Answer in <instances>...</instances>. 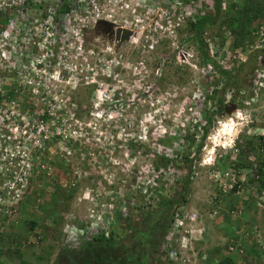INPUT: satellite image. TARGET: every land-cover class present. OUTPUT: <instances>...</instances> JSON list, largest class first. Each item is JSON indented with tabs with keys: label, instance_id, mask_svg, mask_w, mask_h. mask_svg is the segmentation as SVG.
<instances>
[{
	"label": "built area",
	"instance_id": "1",
	"mask_svg": "<svg viewBox=\"0 0 264 264\" xmlns=\"http://www.w3.org/2000/svg\"><path fill=\"white\" fill-rule=\"evenodd\" d=\"M211 1L0 0V14L6 16L0 27V231L16 223L22 202L37 179H50L55 174L49 161L56 146L66 155L73 150H82L81 158L84 159L86 152L89 154V141L93 140L98 148L96 142L103 133L112 136L106 129L107 122L103 123L102 119L123 118L127 108L139 101L142 94L145 99L153 93L155 83L142 84V78L147 76L145 68L149 60L155 65L153 77L160 69L162 63L154 59L158 45L169 49L170 59L161 58V62L192 67L198 71L201 81V84L194 85L187 101L189 114L182 129L175 130L176 137L170 141L169 147L158 144L161 156L182 152L191 160L194 150L188 139L196 137L199 141L202 129L208 128L207 116L216 120L220 117L219 106L207 98L213 89L221 88L222 81L211 79L212 74L217 75L218 69L231 71L252 58L256 64L247 79V96L239 100L247 112L254 103L261 101L264 90V15L254 25L252 42L245 45L243 51L230 48L232 37L229 31L224 30L223 40L218 42L217 37L204 30L206 53L211 62L202 61L198 47L186 40L187 34L185 39H180L178 31L211 8ZM227 2L219 0L221 10ZM62 4L65 6L61 7ZM122 30L129 31V35L119 42L116 33ZM124 42L131 43L132 49L124 52L119 60L120 46ZM127 57L129 61H126ZM126 70L137 75L141 83L137 80L132 86L125 85L123 74ZM76 86L91 89L96 94L97 107L88 110L85 121L78 118L79 105L70 96L62 94L63 90L67 91L64 88ZM232 102L228 84L223 87L221 107ZM100 127H104V131ZM91 132L95 138L89 140L85 135ZM79 137L83 140H78ZM200 151H204V144ZM88 160L93 161V158ZM70 168L71 175L76 174L78 179V171L72 170L73 166ZM167 169L170 168L149 169L148 181L136 185L138 203L133 202L132 193L129 195L132 220L145 217L147 211L169 192L172 185L167 179L171 176ZM242 171L237 175L226 171L224 176L228 178L222 177L224 180L213 174L217 189L225 192L234 183L242 182L239 177L246 175ZM158 175H161L160 181L156 179ZM259 193L258 199L264 206V198H259L264 196V189H259ZM102 194L96 189L94 195H87L94 201L93 205L87 208L84 223L66 225L63 244L76 248L100 230L106 233L108 229L116 230L122 226L128 212L127 209L126 212L123 208L118 209V202L123 201V197L108 202L106 193ZM114 204L118 205L122 221L117 216L111 218L110 210ZM182 206L173 210L165 224L168 228L165 240L175 242L168 253L171 259L168 264H200L191 245L195 238L193 230L184 229L178 233L183 220H196V214ZM261 253L262 256L264 245Z\"/></svg>",
	"mask_w": 264,
	"mask_h": 264
},
{
	"label": "rangeland",
	"instance_id": "2",
	"mask_svg": "<svg viewBox=\"0 0 264 264\" xmlns=\"http://www.w3.org/2000/svg\"><path fill=\"white\" fill-rule=\"evenodd\" d=\"M216 29V26L210 27V31H216ZM178 32L180 39H185L184 27ZM191 44L193 45V43ZM130 49H132L131 43H122L119 60L123 53ZM168 51L169 49L164 45H158L157 57L154 56V59L156 58L155 61L162 64L155 77H153L154 62L152 60L146 62L145 73L147 76L142 78V84L155 83L156 88L153 93L145 99L142 98V94L139 101L127 108L123 118L117 120L110 117L101 120L103 123L107 122L106 129L111 132V137L102 132L103 136L96 142L98 148L96 144L94 146L93 140L89 141V154L87 155L86 152L84 159L81 158L84 154L82 150H73L69 155H66L63 150L60 152V147L56 146L53 158L49 161L55 169V174L50 179H37L30 194L22 202V210L20 209L16 223H12L10 225L12 227L0 234V264H17V262L24 264H72L65 254V249L69 247L62 242L63 231L66 225L84 223L87 208L91 207L94 202L87 198V195L89 197L91 194L94 195L97 189L101 195H103L102 192L106 193L110 198L108 200L106 197L108 202L112 200L115 202L116 198L122 196L124 200H119V208L114 204V208L110 210L111 218H115V212L119 211L117 208H123L124 212H126L125 209L129 210L132 203L129 195L133 194L132 196L135 198L133 202L138 203L139 191L136 189V185L148 181L147 179L151 176L149 169L152 167L170 168L167 171L171 176H168L167 179L170 180L172 186L169 188V192L163 196L166 203L160 208L161 211L150 216L146 221L138 223L131 232L122 234L126 228H124L125 225L120 226L116 231L121 236L114 237L113 242L102 241L97 245L93 243L86 249L78 248V246L72 248L77 261L80 262V258L85 257L89 252L98 254L100 258H106L112 262L117 260L123 262L131 260V258L134 261H139V251L145 247L144 236L139 234V230L145 229L146 235L150 226L163 225L169 211L174 210L178 205H183L182 207L187 211H193L192 213L196 214V220H183L182 229L178 233L184 229L193 230L195 238L191 245L196 258H200L204 249L206 252L207 249L213 248L215 245H222L223 242L229 240L228 244L230 245L227 244V247L235 249L233 255L236 257V264L256 263V251L261 253V247L257 245L260 243L264 245V206L263 202L258 199L260 193L256 189V184L251 183L248 188L254 200L248 199L243 203L242 199H246L245 188H239L236 193L228 194V197L221 196L218 194L217 181L212 176L218 174L219 179L221 177V180H224L222 177L228 178V176H224V172L228 171L229 174H232L231 164L233 161L231 159L233 155L231 152L233 148L229 146L233 145L235 138L236 144L239 139L245 136L252 137L253 143L259 144L257 142V137L260 135L258 130L261 128L264 130V90L260 95L261 101L254 103L249 109L250 112L240 107L243 105L239 100V98L243 99L244 96H247L245 92L247 79H249V74L256 63L249 59L229 71L232 72V84H229L231 99H233L232 106L220 109V118L216 120L211 117L213 122L207 128V131L212 132V136H209V143L214 145L224 141L225 145L216 147L210 164L199 166L197 160L200 151L197 150V144L200 140L198 141L196 137L188 139L189 144L192 145V151L194 150L191 160L182 152H172L171 155L161 156L162 152L158 148V144L166 148L169 147L170 141L176 137L177 131L175 130L182 129L185 118L189 114L186 109L189 105L187 101L193 93L192 90L195 89L194 85L201 84L198 71L192 70V67L186 68L177 63L165 62L169 58ZM161 58H165V61L161 62ZM129 60L127 57L126 61ZM142 73L140 72V74ZM192 74L193 77H191ZM123 78V82L126 81L125 85L129 86L133 85V81H139V77L132 75L131 70H126ZM211 79L222 82L225 80L218 73L216 76L212 74ZM212 80L210 83L213 82ZM139 83L141 82L139 81ZM64 89L67 91L63 90L62 94L70 96L79 105L77 114L80 116L78 118L85 121L88 110L97 107L95 92L82 86ZM233 106L237 107L242 114L240 113V116L233 119L232 124L226 118L222 122V115L226 117ZM219 125H221L220 128L215 131ZM100 129L104 131V127H100ZM223 135H226L224 137L225 139L228 137V140H224ZM85 137L90 140L92 137L95 138V134L91 132ZM78 140L82 141L83 137H79ZM203 143L204 137L201 138V145ZM167 152L169 153V151ZM255 154L256 152L253 156H247L245 160L254 161ZM159 157L167 159V164L165 165ZM90 158H93V161L88 160ZM71 166L74 167L72 170L78 171V179L75 177L76 174L71 175ZM242 174L246 173L242 171ZM160 178L161 175L156 177L158 181L161 180ZM244 178L246 175L239 177L243 181ZM65 185L69 188H66ZM229 197L234 202L236 200L235 208L232 211L228 209ZM259 198L263 199L264 196H259ZM176 202L178 205L175 206ZM30 218L34 220L35 224L32 229L28 230V223L25 222ZM55 219L56 224L54 223ZM132 219L130 214V217L128 216L124 220V224L129 220L134 221ZM15 246L18 247L16 254L11 252ZM228 248L222 251L223 255L230 251ZM38 255L47 256V260L37 258ZM210 256L213 257L214 253ZM261 257H259V262L263 264L264 254Z\"/></svg>",
	"mask_w": 264,
	"mask_h": 264
},
{
	"label": "trees",
	"instance_id": "3",
	"mask_svg": "<svg viewBox=\"0 0 264 264\" xmlns=\"http://www.w3.org/2000/svg\"><path fill=\"white\" fill-rule=\"evenodd\" d=\"M63 1V0H62ZM65 6V4H62L61 7ZM262 14H264V0H228L226 6L224 9H220L219 0H212V7L209 8L207 11H204L202 15H199L198 18L195 21H189L185 24L184 30L186 31L187 37L186 40L189 42H192L198 47L200 57L203 62H211L210 58L207 56L206 53V44L204 41V30L207 31L209 29V33L213 34L215 37L218 38V42H221L223 40L222 32L224 30H227L230 32L232 37V42L230 43V48H237L238 50L243 51L245 49V45H248L250 42H252V30L254 28V25H256L259 21V19L262 17ZM6 16L1 15L0 16V27L3 26L5 23ZM217 27L216 31L211 30L210 27ZM218 74L222 76L225 80L222 82L221 88H215L213 89L212 95H207V98L212 101V103H216V105H219L221 103V94L223 91V87L227 84H232L231 81V73L229 71L225 70H217ZM231 81V82H230ZM215 82H212L214 84ZM220 93V94H219ZM216 96V97H215ZM214 100V101H213ZM207 121L209 123V116H207ZM207 123V124H208ZM203 133L205 132V128L202 129ZM257 142L253 143L252 137L245 136L242 137L237 141V159L234 161L233 164H231L232 169L236 172V175L239 174L243 170L244 167L248 168V173L246 174V178H244V181L234 183L230 188L227 189V191L222 192L219 189L218 194L221 196H227L228 194H234L237 192L239 188L246 189V199H242L243 203H245L246 200H254L252 197V194L249 192L248 188L251 183H255L256 189H264V143L260 142V137H257ZM200 144V143H199ZM197 144V147L199 146ZM254 145V146H253ZM260 150H259V149ZM256 152L254 161L248 162L246 161V157L250 156ZM160 160L164 161L165 165L167 164V159L163 157H159ZM248 162V163H247ZM257 176V177H256ZM186 182V181H185ZM185 185V183H184ZM66 188L67 185H65ZM30 194V193H29ZM28 194V195H29ZM69 195V194H68ZM228 197V196H227ZM26 199V198H25ZM230 202H228V209L235 208V202L232 201L231 197L228 198ZM183 201V199H182ZM178 202V201H177ZM174 203L175 206L178 205V203ZM165 199L162 198L159 201L155 203V206H153L151 209H149L146 213L145 217H140L138 220L134 221H127L125 224L123 221L122 227L124 226V229L122 234H125L124 232L128 233L131 232L133 229H135L136 225L142 221H146L147 218H149L152 215H156L158 211H161L160 208H162V205L165 204ZM255 204V202H254ZM159 206L155 209V207ZM174 206V205H173ZM142 208L141 206H137V209ZM126 218L130 216L131 210H127ZM173 210L169 211L167 220L169 221V217L172 214ZM117 218L122 221L121 216L119 217V212H115ZM167 214V213H166ZM145 218V220H143ZM25 223H28L27 229L30 230L34 226V220L32 218L28 219ZM54 223L56 224V219L54 220ZM155 227L150 226V230L146 232L145 235V229L139 230V234L144 236L145 240V247L144 249H141L139 251L140 254V260L134 261L132 260H126L121 262L120 260H117L115 262H112L106 258H100L99 255H95L93 252H89L85 257L80 258V262L77 261L78 259L74 256V249L68 248L65 249L66 256L71 261L72 264H168L171 259L168 256L169 251L171 250V247L174 245L175 242L173 241H166L165 240V234L167 232V226L165 224L160 225L159 227L155 224ZM122 229V228H121ZM246 230V229H244ZM122 231V230H121ZM152 234H151V233ZM245 232V231H244ZM95 234V233H94ZM91 235L90 238L85 240L81 245L78 246V248H88L93 243L97 245L98 243H101L102 241H109L113 242V238L117 236H121L120 233L117 234L116 230H113V228L110 230L108 229V232L105 233L104 230H100L97 232V235ZM40 242V241H39ZM232 242V240H231ZM234 242V241H233ZM148 243V244H147ZM229 240H226L223 242L222 245H215L213 248L207 249L206 252L205 249L202 252V254L199 256L200 264H236V257L233 255V252L235 249L228 248L227 246ZM228 244V245H227ZM232 244V243H231ZM257 246L262 247V244H258ZM68 247V246H67ZM148 248V250H146ZM229 249L230 251H227L226 253H222L223 250ZM18 247L15 246L14 249H12V253L16 254ZM209 255L207 256V253ZM214 253V256H210V254ZM256 263L260 264L259 257H261V253L257 250L256 251ZM39 259L47 260V256L45 255H38ZM74 258V259H73ZM19 259V258H18ZM119 261V262H118ZM17 264H24L19 263Z\"/></svg>",
	"mask_w": 264,
	"mask_h": 264
},
{
	"label": "clouds",
	"instance_id": "4",
	"mask_svg": "<svg viewBox=\"0 0 264 264\" xmlns=\"http://www.w3.org/2000/svg\"><path fill=\"white\" fill-rule=\"evenodd\" d=\"M211 5H212V1H211ZM1 15H2V14H0V16H1ZM263 15H264V14H262V16H263ZM250 60H252V59H250ZM215 104H216V103H215ZM230 105L232 106V103L229 104L228 107H230ZM217 106H219V110L222 109V107H221V103H220L219 105H217ZM240 107H241V108H244V106H240ZM251 107H252V106H251ZM251 107H249V108H251ZM230 108H231V107H230ZM244 109L246 110L247 108H244ZM249 112H250V111H249ZM228 113H229V114H227V112H225V114H227L226 117H225V116L223 117V115H222V120H221L222 122H223V120H224L225 118H228V117H229V118H232V121H233V119H235L236 117L240 116V113H241V112L237 109V107H234V106H233L232 109L229 110ZM241 114H242V113H241ZM210 117H211V116H209V124H208V127H209V125L212 123ZM219 118H220V117H218V119H219ZM217 124H218V123H217ZM231 124H232V123H231ZM219 126H220V125H219ZM219 126H218V127H219ZM206 131H207V128L205 129V132H204V133L202 132V135H201L200 138H199V140H200V141H199L200 145L198 146V148L196 147L197 150H199V151H200V147L202 146V145H201V138L204 137V143H205V140L208 138L207 136L211 133V132H210V133L207 134ZM258 134H260L258 137L261 138L260 141L262 142V139H264V130H263L262 128L259 129V130H258ZM187 137L190 138L189 136H187ZM221 139H222V138H221ZM219 140H220V138H219ZM219 140H218V141H219ZM235 140H236V138H235ZM235 140H234L233 145L231 144V145L229 146L230 148L232 147L233 149H234V148L236 149V152H235V153H233V151L231 152V154L233 155V156H232V159H231V160L233 161V163H234V161L237 159V155H238ZM231 142H232V140H231ZM199 143H198V144H199ZM204 143H203V144H204ZM262 143H263V142H262ZM220 144H222V143L220 142V143H215L214 145L212 144V152H211V155H212V156H214L215 149H216V147H218V145L221 146V147L224 146L223 144H222V145H220ZM226 146H227V145H226ZM223 148H224V147H223ZM218 152H219V151H218ZM203 153H204V151H202V152L200 151V154H199V156H198V160H197V161H198V165H199V166L206 165V164H210V163L212 162V160H211V161L208 162V163L201 164L202 161H203ZM212 159H213V158H212ZM247 161H248V160H247ZM248 162H249V161H248ZM248 162H247V163H248ZM250 162H251V161H250ZM243 169H244V170H248L247 167H244ZM232 172L235 174V171H234L233 169H232ZM248 172H249V171H248ZM248 172H247V173H248ZM247 173H246V174H247ZM167 221H168V220L166 219V221H165L164 224H166Z\"/></svg>",
	"mask_w": 264,
	"mask_h": 264
},
{
	"label": "bare ground",
	"instance_id": "5",
	"mask_svg": "<svg viewBox=\"0 0 264 264\" xmlns=\"http://www.w3.org/2000/svg\"><path fill=\"white\" fill-rule=\"evenodd\" d=\"M226 119H228V120H230V122L231 123H233V121H232V118H226ZM223 123L221 122V125H222ZM220 125V126H221ZM220 126L215 130V131H217L219 128H220ZM230 133V132H229ZM227 135V134H226ZM226 135H223L222 136V138L224 139V140H228V137L225 139V137L224 136H226ZM229 135V134H228ZM212 136V132L207 136L208 138L205 140V143H204V153L203 154H205L204 155V158H203V161H202V163L201 164H204V163H208L209 161H210V159H211V157H212V155H211V152H212V144L211 143H209L208 142V140L210 139V137ZM223 142L224 141H221V143L223 144ZM223 145H225V144H223Z\"/></svg>",
	"mask_w": 264,
	"mask_h": 264
},
{
	"label": "water",
	"instance_id": "6",
	"mask_svg": "<svg viewBox=\"0 0 264 264\" xmlns=\"http://www.w3.org/2000/svg\"><path fill=\"white\" fill-rule=\"evenodd\" d=\"M117 36H118V39H119V42L120 41H122L123 39H126L127 38V36L129 35V31H127V30H122V31H120L119 33H118V31H117Z\"/></svg>",
	"mask_w": 264,
	"mask_h": 264
},
{
	"label": "crops",
	"instance_id": "7",
	"mask_svg": "<svg viewBox=\"0 0 264 264\" xmlns=\"http://www.w3.org/2000/svg\"><path fill=\"white\" fill-rule=\"evenodd\" d=\"M22 210V209H21ZM10 225H12V223L11 224H9V225H7V226H5L1 231H0V234L3 232V231H7L10 227H12V226H10ZM9 226V227H8ZM14 226V225H13ZM34 244V243H33Z\"/></svg>",
	"mask_w": 264,
	"mask_h": 264
}]
</instances>
